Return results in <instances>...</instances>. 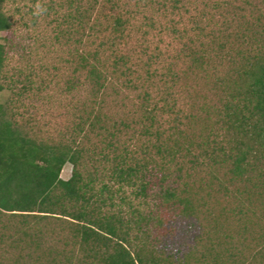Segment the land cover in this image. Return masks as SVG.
I'll use <instances>...</instances> for the list:
<instances>
[{
    "label": "trees",
    "instance_id": "16d2710c",
    "mask_svg": "<svg viewBox=\"0 0 264 264\" xmlns=\"http://www.w3.org/2000/svg\"><path fill=\"white\" fill-rule=\"evenodd\" d=\"M11 1L0 0V92L15 94L0 104V264H264V0L243 8L237 0L41 3L58 41L87 43L72 55L79 77L67 91L84 83L88 102L57 135L28 118L31 76L8 71L1 36L13 28ZM138 25L146 38L159 27L178 40L183 74L216 78L222 109L202 138L184 128L192 114L175 96L178 63L163 64L158 48L127 52ZM111 85L141 92L138 120L106 113ZM138 134L147 138L141 151ZM202 194L215 196L210 226L202 225ZM179 222L189 233L206 227L192 248L202 249L196 262L171 252Z\"/></svg>",
    "mask_w": 264,
    "mask_h": 264
},
{
    "label": "rangeland",
    "instance_id": "374dc122",
    "mask_svg": "<svg viewBox=\"0 0 264 264\" xmlns=\"http://www.w3.org/2000/svg\"><path fill=\"white\" fill-rule=\"evenodd\" d=\"M49 1L40 0L37 5H34V0H12L9 2L7 12L12 18L13 28L10 32L1 36V42L7 46L9 57L8 71L10 75L15 73L18 77L22 73L23 76L29 75L32 78L34 93L31 97H24L25 99L23 100L24 107L29 106L31 113V116L27 117L33 118L40 125L39 127L46 128V131L49 129L57 135L58 131L74 120L76 107L81 103L88 102L89 88L84 85L83 80H81L83 84L77 86L73 92L69 93L67 91L68 81L79 77V74L75 72L76 65L72 60V55L77 49L85 50L87 43L85 38L82 44H77L73 39L75 37L72 36V38L61 36L60 42L57 40V23H52V18H48L41 11V3H48ZM133 1L132 5L134 6L137 0ZM232 2L241 8L246 5L245 0ZM140 18V22H142L143 19L142 17ZM131 39V45L128 48L126 47L127 52L134 50L141 52L145 46H148L151 52L158 53V48L162 50L165 56V63L163 64L168 66L178 63L179 68L176 69L178 70V76L175 77V96L179 108L186 114L191 113L193 117L185 122L189 123V125H185V130H188L190 134H194L195 130L197 135L202 138L204 135V131H202L204 129L200 130L202 126L204 127L208 124L209 127L205 129L217 128L216 108L222 109L220 104V99L222 98L220 97V92H218V95L216 94L217 91H214V89H217L216 78L213 76L206 77L198 72H185L183 74V71L181 72L180 70L183 61L178 60L177 62L182 45L179 44L178 40H174V37L160 34L159 27L157 30H150L148 38L144 36V31L140 30L139 27V29L137 28L133 31ZM147 58L146 56L143 57V63L140 62V64H144L148 60ZM221 67L222 71H226L225 66L221 64ZM155 68L159 72L160 69L165 71V68L159 64H155L154 70ZM142 74L145 76L146 72L143 71ZM21 80L23 81L22 78ZM151 92L156 93L154 90H151ZM140 95L141 92L137 90H128L122 86L111 85L105 95V111L115 120L123 119L130 122L134 119L138 120L137 111L141 101L139 100ZM14 100L15 94L12 91L0 92V104L7 106ZM25 108L20 106L19 111L25 114L27 113ZM200 138H196V140H201ZM136 139L140 140V142L134 148L141 151L140 149L143 147V143L147 141V138L138 134ZM72 173L73 166L68 164L63 171L62 178L69 180L72 177ZM200 176H205V174L202 172ZM201 197H203L200 200L202 225L210 226L213 223V219L208 217V213L211 212L210 207L213 208L215 206L212 205L214 204L215 196L209 199L205 194H202ZM215 208L217 207L215 206ZM249 221H251V226H253L252 230H255V233L258 232L260 235L256 226L257 221L252 217ZM219 226L225 230L227 229L223 224ZM201 229L205 230L206 227L194 228L189 233L185 230L183 224L180 223L173 233L174 239L171 240V248L174 249L171 252L180 251L179 256L192 263L196 262L197 258H202L201 253H199L202 249L199 252H193L192 250L198 240L196 235ZM249 236L247 237L250 238ZM240 243L237 245L239 246ZM201 247L202 244H200L199 248ZM188 253H190V257Z\"/></svg>",
    "mask_w": 264,
    "mask_h": 264
}]
</instances>
